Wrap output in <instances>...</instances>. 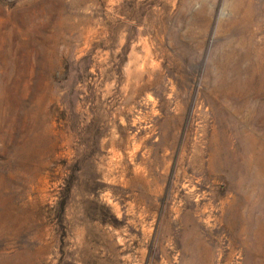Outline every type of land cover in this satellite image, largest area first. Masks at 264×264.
<instances>
[{"label": "rangeland", "instance_id": "rangeland-1", "mask_svg": "<svg viewBox=\"0 0 264 264\" xmlns=\"http://www.w3.org/2000/svg\"><path fill=\"white\" fill-rule=\"evenodd\" d=\"M0 264H264V0H0Z\"/></svg>", "mask_w": 264, "mask_h": 264}]
</instances>
